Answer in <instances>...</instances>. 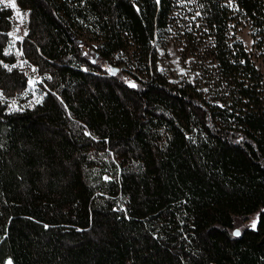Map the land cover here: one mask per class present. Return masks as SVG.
I'll return each mask as SVG.
<instances>
[{
	"label": "trees",
	"instance_id": "16d2710c",
	"mask_svg": "<svg viewBox=\"0 0 264 264\" xmlns=\"http://www.w3.org/2000/svg\"><path fill=\"white\" fill-rule=\"evenodd\" d=\"M13 1L25 18L14 38L0 5V264H264V95L222 0ZM181 1L211 66L167 85L155 53ZM235 3L264 53V0ZM20 63L38 97L11 108L30 87Z\"/></svg>",
	"mask_w": 264,
	"mask_h": 264
},
{
	"label": "rangeland",
	"instance_id": "374dc122",
	"mask_svg": "<svg viewBox=\"0 0 264 264\" xmlns=\"http://www.w3.org/2000/svg\"><path fill=\"white\" fill-rule=\"evenodd\" d=\"M222 3L230 11L231 16L228 22V36L245 50L249 61L260 75L259 94L264 95V53L254 46L251 25L246 18L242 17L235 0H222ZM176 4L177 7L172 13L166 39L163 40H166V44L159 46L155 53L157 76L167 85H179L186 77L192 74L198 75V68L201 72L203 68L211 66L208 64L210 59L206 56L205 49L209 44V39L199 30L198 16L192 12V6L187 2L181 1ZM0 5L8 6L14 10L15 21L11 34L14 38L22 37L24 34V13L18 10L13 0H3ZM84 37L89 45H95V42L87 35ZM20 65L28 72L30 87L23 94L26 96L21 101L8 100L11 108L31 105L38 97L33 86L32 67L22 63ZM196 66L198 67L195 68ZM253 220V218L250 220L251 226ZM5 264H10L9 260H6Z\"/></svg>",
	"mask_w": 264,
	"mask_h": 264
},
{
	"label": "water",
	"instance_id": "95a60500",
	"mask_svg": "<svg viewBox=\"0 0 264 264\" xmlns=\"http://www.w3.org/2000/svg\"><path fill=\"white\" fill-rule=\"evenodd\" d=\"M116 72H118V69L117 68H113L109 71V73L111 75L115 74ZM237 231L234 232V234L236 233ZM260 243H263L264 244V233L262 234L261 238H260Z\"/></svg>",
	"mask_w": 264,
	"mask_h": 264
},
{
	"label": "snow or ice",
	"instance_id": "6c2138e0",
	"mask_svg": "<svg viewBox=\"0 0 264 264\" xmlns=\"http://www.w3.org/2000/svg\"><path fill=\"white\" fill-rule=\"evenodd\" d=\"M3 2V0H0V3H2ZM13 6H15L14 4H13ZM133 87H135V85L133 84L132 85ZM253 227H255V222L253 223V225H252ZM235 235H240V233H239V231L237 230V232L235 233Z\"/></svg>",
	"mask_w": 264,
	"mask_h": 264
}]
</instances>
